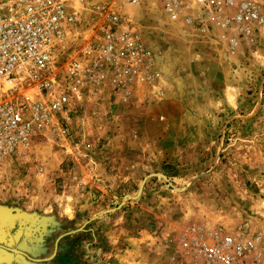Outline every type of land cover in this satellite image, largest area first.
I'll use <instances>...</instances> for the list:
<instances>
[{
  "label": "rangeland",
  "instance_id": "rangeland-1",
  "mask_svg": "<svg viewBox=\"0 0 264 264\" xmlns=\"http://www.w3.org/2000/svg\"><path fill=\"white\" fill-rule=\"evenodd\" d=\"M128 16L161 59L165 98L142 100L137 118L90 109L67 136L40 133L0 165V264H189L191 227L243 226L264 247V22L232 47L234 31L170 21L155 0ZM196 86L210 87L209 119L185 101ZM26 202L39 213L22 214Z\"/></svg>",
  "mask_w": 264,
  "mask_h": 264
},
{
  "label": "built area",
  "instance_id": "built-area-1",
  "mask_svg": "<svg viewBox=\"0 0 264 264\" xmlns=\"http://www.w3.org/2000/svg\"><path fill=\"white\" fill-rule=\"evenodd\" d=\"M145 2L0 0V165L23 154L40 133L67 136L76 110L70 104L82 93L95 94L103 85L128 93L140 75L153 79L151 50L128 16ZM155 4L170 21L182 18L202 33L213 26L234 31L223 36L232 47L250 24L264 22L257 0ZM84 16L93 25L81 29ZM80 36L81 46L58 59L68 41ZM182 239L189 264H264L261 235L243 226L231 231L191 227Z\"/></svg>",
  "mask_w": 264,
  "mask_h": 264
},
{
  "label": "crops",
  "instance_id": "crops-1",
  "mask_svg": "<svg viewBox=\"0 0 264 264\" xmlns=\"http://www.w3.org/2000/svg\"><path fill=\"white\" fill-rule=\"evenodd\" d=\"M214 40H216V38H213L210 35L208 37H203L201 43H203V45H206L210 49L211 42ZM222 42L220 41V43ZM145 44L147 48L151 50V54H152V61L149 66V70L155 73L153 79L151 78L152 80L147 82L148 79H146L145 74L140 75L137 78L136 82L131 87H129L130 92L128 93L122 90L120 91L114 90L110 85L101 86L100 92H96L95 94H88L87 92L82 93L79 96V99L72 101L70 105L73 106L76 110L83 109L85 113H83L82 115H74L70 117L68 120V124L70 128L74 129L76 127V123L78 119H82V116H90L91 115L90 109H94V110L101 109L105 111V110H109L110 108H114L115 112L117 114L120 113L122 117H124V119H129L131 117L137 118L139 117V115H143L144 112L143 111L144 103L141 102L142 100L148 98V100L151 99V101L159 102L165 98L166 84H164V80L166 79L162 71L163 68H162V64L160 63L161 59L158 56V54H156V52H154L147 43ZM198 87L199 86H196L191 89L194 94L193 93L191 95L186 94L187 98L185 101L186 102L191 101L194 104L193 106L197 110V112L199 111L200 105L202 104V111L201 113L199 112V115L202 116L203 120L209 119L211 115V102H212L210 87L209 86L207 88L204 87L198 88ZM147 89H148V93H147ZM198 89H200L201 94ZM220 99H222V101L225 100L223 96H220ZM188 108H191V106H189ZM188 111L196 112V111H190L189 109ZM161 116L162 115H160V117ZM203 131H205L204 134L206 136L211 132L210 128H206V130L203 129ZM78 133L85 134V132L82 131L81 129L79 130ZM111 136L112 138L107 140L106 145H108L111 142V140H113L114 138L113 133L111 134ZM207 139H209V137H207ZM207 145H209V143H207ZM24 204L25 206L23 208L22 214L39 213L37 212V210L31 208L29 210L28 206H26L27 202ZM261 237L263 240L262 234Z\"/></svg>",
  "mask_w": 264,
  "mask_h": 264
},
{
  "label": "water",
  "instance_id": "water-1",
  "mask_svg": "<svg viewBox=\"0 0 264 264\" xmlns=\"http://www.w3.org/2000/svg\"><path fill=\"white\" fill-rule=\"evenodd\" d=\"M55 245H56V243H55ZM54 254H55V249H54V252H53V254H52L51 256H49L48 258H45V259H50L51 257H53V256H54ZM45 259H43V260H45ZM37 260H40V259H37Z\"/></svg>",
  "mask_w": 264,
  "mask_h": 264
}]
</instances>
